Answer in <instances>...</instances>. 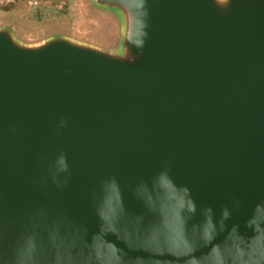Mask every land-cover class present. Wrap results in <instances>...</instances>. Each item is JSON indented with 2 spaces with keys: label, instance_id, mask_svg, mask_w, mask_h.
<instances>
[{
  "label": "water",
  "instance_id": "water-1",
  "mask_svg": "<svg viewBox=\"0 0 264 264\" xmlns=\"http://www.w3.org/2000/svg\"><path fill=\"white\" fill-rule=\"evenodd\" d=\"M92 2L0 22V264H264V0Z\"/></svg>",
  "mask_w": 264,
  "mask_h": 264
},
{
  "label": "rangeland",
  "instance_id": "rangeland-1",
  "mask_svg": "<svg viewBox=\"0 0 264 264\" xmlns=\"http://www.w3.org/2000/svg\"><path fill=\"white\" fill-rule=\"evenodd\" d=\"M10 4H14L8 8ZM0 22L11 23L25 39L58 32L105 45L115 44L121 25L116 14L96 7L92 0H15L0 3Z\"/></svg>",
  "mask_w": 264,
  "mask_h": 264
},
{
  "label": "built area",
  "instance_id": "built-area-1",
  "mask_svg": "<svg viewBox=\"0 0 264 264\" xmlns=\"http://www.w3.org/2000/svg\"><path fill=\"white\" fill-rule=\"evenodd\" d=\"M13 1H15V0H0V3H10V2H13Z\"/></svg>",
  "mask_w": 264,
  "mask_h": 264
},
{
  "label": "trees",
  "instance_id": "trees-1",
  "mask_svg": "<svg viewBox=\"0 0 264 264\" xmlns=\"http://www.w3.org/2000/svg\"><path fill=\"white\" fill-rule=\"evenodd\" d=\"M14 4H10L8 8L12 7Z\"/></svg>",
  "mask_w": 264,
  "mask_h": 264
}]
</instances>
